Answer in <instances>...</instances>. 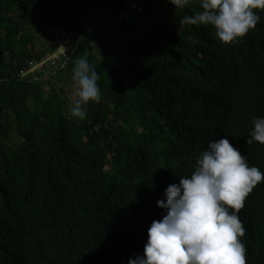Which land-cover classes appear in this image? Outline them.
Instances as JSON below:
<instances>
[{
	"label": "trees",
	"instance_id": "1",
	"mask_svg": "<svg viewBox=\"0 0 264 264\" xmlns=\"http://www.w3.org/2000/svg\"><path fill=\"white\" fill-rule=\"evenodd\" d=\"M198 11L199 0H0V264H127L165 214L164 189L210 141L227 138L264 172V145L245 144L264 117V10L229 44L210 25L181 22ZM53 30L71 35L65 68L22 78ZM99 41L112 60H100ZM80 57L101 92L83 120L64 99ZM238 215L246 264H264V181Z\"/></svg>",
	"mask_w": 264,
	"mask_h": 264
},
{
	"label": "clouds",
	"instance_id": "2",
	"mask_svg": "<svg viewBox=\"0 0 264 264\" xmlns=\"http://www.w3.org/2000/svg\"><path fill=\"white\" fill-rule=\"evenodd\" d=\"M185 8L189 0H168ZM201 11L184 16L182 23L210 25L222 44L237 42L260 20L254 10H264V0H199ZM97 73L85 57L72 68L75 99L69 109L85 119L87 105L99 102ZM246 145H264V117H255ZM264 181V172L250 166L227 138L210 141L188 176L164 189L157 207L164 210L147 229L143 254L127 264H246V248L240 237L245 227L239 218L247 194ZM231 209V211H229Z\"/></svg>",
	"mask_w": 264,
	"mask_h": 264
},
{
	"label": "built area",
	"instance_id": "3",
	"mask_svg": "<svg viewBox=\"0 0 264 264\" xmlns=\"http://www.w3.org/2000/svg\"><path fill=\"white\" fill-rule=\"evenodd\" d=\"M56 32L59 35L53 40L51 50L40 61L31 62L29 68L22 72V78L40 74L54 76L65 68L71 56V35L66 30Z\"/></svg>",
	"mask_w": 264,
	"mask_h": 264
},
{
	"label": "rangeland",
	"instance_id": "4",
	"mask_svg": "<svg viewBox=\"0 0 264 264\" xmlns=\"http://www.w3.org/2000/svg\"><path fill=\"white\" fill-rule=\"evenodd\" d=\"M100 15H103L100 18H96L97 22H100L101 24L104 23V20L102 19L104 17V13L100 12ZM151 28H152V24L151 21L146 19L144 20L138 27V29L136 30V32L134 33V37H135V42L136 44H138L139 46H143V45H147L148 42V37L149 34L151 32ZM59 35L58 32H56V30L51 31V38L50 41L47 37L43 38V42H44V46H52V42L55 39V37ZM101 41H103V39H100ZM94 46H95V51L96 54L98 55V57L100 58V60H103L105 58V54H108L112 60L113 57V53L114 52H109L108 50L105 49L104 45L99 41L94 42ZM116 49V48H114ZM64 86L71 88V83L70 81L65 82ZM75 95V91L74 90H69L67 96L64 97V99L67 100V103L69 105H72V101L69 99V97H73Z\"/></svg>",
	"mask_w": 264,
	"mask_h": 264
}]
</instances>
